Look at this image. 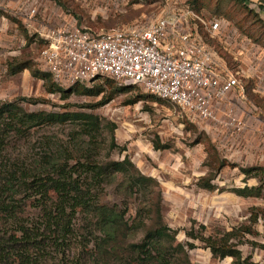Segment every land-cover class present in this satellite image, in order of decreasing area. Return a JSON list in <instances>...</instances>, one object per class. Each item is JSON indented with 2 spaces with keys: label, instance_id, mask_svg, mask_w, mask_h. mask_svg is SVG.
<instances>
[{
  "label": "rangeland",
  "instance_id": "rangeland-1",
  "mask_svg": "<svg viewBox=\"0 0 264 264\" xmlns=\"http://www.w3.org/2000/svg\"><path fill=\"white\" fill-rule=\"evenodd\" d=\"M250 3L255 8L264 5V0ZM233 4L232 0L206 1L199 16L207 23L220 22V29L211 35L188 14L192 11L189 0H0V10L9 16H0V103L16 101L27 112L99 116L102 135L94 159L122 161L127 156L143 175L159 181L165 223L171 232H176L174 245L184 246L192 264H234L232 258H214L202 242L188 237L187 231L194 226L196 235L204 237L234 233L233 242L238 243L244 257H251L253 264H264V216L259 219L254 216L258 209H264V198H243L233 192L260 185L259 179L246 178L243 168L264 167V48L242 35L233 22L220 18L227 11L236 13L239 7ZM32 9H36L33 18L29 16ZM170 13L185 15L183 28L198 31L215 65L242 78L246 92L235 94L233 100L244 124L241 131L223 124L191 123L183 111L161 100L146 98L129 104L138 97L149 96L138 86L122 85L127 92L103 107L94 108L101 98L72 95L63 100L59 92H47L53 78L40 80L38 70L47 72L40 61L45 44L39 33L44 29L50 26L81 29L97 35L117 28H148ZM261 19L264 21V11ZM20 26L38 36L36 43L28 44ZM14 61H28L31 68L10 76L8 64ZM98 82L106 85L104 79ZM22 98L40 101L31 104L19 100ZM82 105L90 107L81 108ZM108 123L117 125L113 133ZM74 126L72 122L49 124L32 130L25 138L15 137L5 161L43 157L45 138L67 141ZM112 135L118 147L111 151ZM158 145L168 149L160 150ZM201 179L210 180L215 190L205 189ZM107 192L105 201L121 203L122 195L114 187ZM137 207L136 203L131 204L132 216ZM37 214L35 209H27L29 217ZM149 216L143 213L142 219L127 230L128 240L141 239L144 228L140 222L147 223ZM188 243L195 248L190 249Z\"/></svg>",
  "mask_w": 264,
  "mask_h": 264
},
{
  "label": "trees",
  "instance_id": "trees-1",
  "mask_svg": "<svg viewBox=\"0 0 264 264\" xmlns=\"http://www.w3.org/2000/svg\"><path fill=\"white\" fill-rule=\"evenodd\" d=\"M206 1L189 0L190 9L202 15ZM232 1L239 7L236 13L227 11L225 18H220L233 22L242 35L264 48L263 4L252 8L250 0ZM240 14L242 18L238 17ZM1 15L9 18L0 10ZM20 27L28 44L36 43L37 35H30L27 29ZM29 68L28 61H14L8 64L7 73L16 76ZM38 72L41 77L36 72L34 76L40 80H52L50 73ZM101 79L106 85L98 82ZM114 84L116 81L108 76L100 77L92 85L68 88L52 80L47 92H59L63 100L72 95L101 98L94 107L99 108L128 91ZM148 95L129 104L146 98L161 100L153 94ZM19 100L31 104L40 101L34 98ZM69 122L75 125L72 135L67 141L46 137L43 157L5 161L15 137L25 138L34 129ZM108 126L112 133L117 129L115 123H108ZM100 135L102 123L96 115L27 112L16 101L0 103V264H192L184 246L174 245L176 232H171L165 223L159 181L143 175L127 156L122 161L94 159ZM117 147L112 135L110 150ZM157 148L168 149L161 145ZM242 173L246 178L259 179L260 185L233 192L243 198H264V167L243 168ZM200 181L204 182L205 189L215 190L210 180ZM113 187L122 195L121 203L104 200L108 188ZM132 203L138 205L133 216ZM28 208L35 209L38 214L29 217L26 215ZM146 212L150 219L147 223L140 222L144 228L141 239L128 240L127 230ZM254 216L255 219L264 216V209H258ZM187 236L202 242L216 259L232 258L234 264H253L251 257H244L238 243L233 242L234 233L204 237L196 235L194 226L187 231ZM187 246L195 248L193 243Z\"/></svg>",
  "mask_w": 264,
  "mask_h": 264
},
{
  "label": "built area",
  "instance_id": "built-area-1",
  "mask_svg": "<svg viewBox=\"0 0 264 264\" xmlns=\"http://www.w3.org/2000/svg\"><path fill=\"white\" fill-rule=\"evenodd\" d=\"M36 9L29 12L33 18ZM207 33L220 22H206L188 11ZM185 15L170 13L148 28L112 29L92 34L81 29L50 26L42 31L45 46L40 61L58 85H92L100 77L120 86L134 85L174 105L189 122L244 128L231 94L244 95L246 85L238 73L215 65L198 31L184 29Z\"/></svg>",
  "mask_w": 264,
  "mask_h": 264
},
{
  "label": "crops",
  "instance_id": "crops-1",
  "mask_svg": "<svg viewBox=\"0 0 264 264\" xmlns=\"http://www.w3.org/2000/svg\"><path fill=\"white\" fill-rule=\"evenodd\" d=\"M44 31V30H43ZM28 33L30 34V35H32L29 31H28ZM40 35V37H41V34H42V31L39 33ZM38 37V36H37ZM41 40H43L42 38H41ZM44 41V40H43ZM235 94H237L236 92H234V93H232L231 94V98H232V100H234V96H235ZM195 123V122H194Z\"/></svg>",
  "mask_w": 264,
  "mask_h": 264
}]
</instances>
